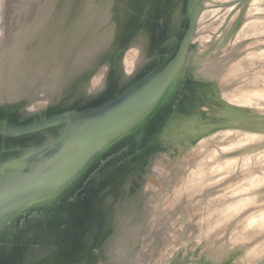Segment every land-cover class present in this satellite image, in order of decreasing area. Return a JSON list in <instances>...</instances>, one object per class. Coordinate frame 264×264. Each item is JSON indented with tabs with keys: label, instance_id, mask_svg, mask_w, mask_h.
Wrapping results in <instances>:
<instances>
[{
	"label": "rangeland",
	"instance_id": "374dc122",
	"mask_svg": "<svg viewBox=\"0 0 264 264\" xmlns=\"http://www.w3.org/2000/svg\"><path fill=\"white\" fill-rule=\"evenodd\" d=\"M10 1L0 0V37L7 35L0 42V168L5 148L21 151L33 142L60 139L99 104L164 62L187 28L191 10L199 7L190 74L180 79L175 104L155 126L131 137L135 148L121 144L98 162L81 188L33 205L47 206L44 212L51 208L59 228L80 222L74 241L95 257L76 264H151L148 257L157 249L168 251L165 264H264V0L243 6L241 0H63L57 6L39 0L27 16L33 23L11 36ZM28 1L33 0L20 4L26 7ZM169 9L165 31L170 35L162 43L161 24L155 27ZM44 111L52 115L42 130L48 131L17 129ZM118 158L124 162L116 164ZM98 167L110 175L97 172ZM113 175L121 178L128 203L109 189ZM171 189L182 195L169 207L177 202L186 207L194 198L199 213L178 219L173 208L167 209V223L159 227L155 200ZM75 199L90 208L69 216L70 211L61 212L65 201ZM103 201L108 208L98 217ZM18 217L7 220L9 230L17 229ZM94 222H100V231L91 236L85 229ZM81 252L84 257L87 251Z\"/></svg>",
	"mask_w": 264,
	"mask_h": 264
},
{
	"label": "bare ground",
	"instance_id": "6f19581e",
	"mask_svg": "<svg viewBox=\"0 0 264 264\" xmlns=\"http://www.w3.org/2000/svg\"><path fill=\"white\" fill-rule=\"evenodd\" d=\"M61 1H63V0H51L50 1V4L51 5H56V3L58 4ZM20 2L23 4L22 0H20ZM20 2H17L16 0H11L10 1V8L11 9H10V12H9L10 13V15H9V19H10L9 23H10V25H12L11 26L12 29H9L8 28V32H9L10 36H11V34H14L13 31H15V30H18L19 29V31H21V32H23V31L26 30V28L28 27V25L30 23V22H28V18H27L28 13H29V10L32 9V8H34L35 6H37L40 1L39 0L28 1L27 4H26V7H24V5H22V4H20ZM16 6L19 9H17ZM15 9H17V11H18L17 14L15 12ZM35 10L37 11L38 8H35ZM38 11H40V9ZM2 18H3V16H2V14H0V21H2ZM33 20H34V18H33ZM31 23H33V22H31ZM34 23H36V22H34ZM0 24H2V23L0 22ZM3 33H2V36H1L3 38L0 37L1 38L0 39V42H2V40H5V38L7 37L6 33H5L4 36H3ZM30 35H31V33H30ZM52 55H54V54H52ZM15 59H17V58H15ZM11 60H12V58H11ZM15 61H17V60H15ZM5 69H7V68H5ZM160 77H162V76H160ZM10 78H11V76H10ZM127 90L128 89H125L123 92H125ZM124 94H126V92ZM121 95H119L118 97L111 98L107 102H104V103L99 104L97 106V108L94 110V111H97V110H100V109L101 110L104 109L102 112L104 113V115H106L108 112L111 113V112H113V109L115 110L118 107V110L119 111L118 110L117 111L121 113V117L124 116V115H126V116L129 115L127 118L125 117L124 119L121 118L120 120H117L116 121L117 125H113V126L111 125V126H109L108 128L113 127L109 131L105 128L104 130L105 131H108L107 133H109V132L119 133V132H122L124 130L129 129V127L132 126V124H134V122H137L138 119H143L144 118L143 116L147 112L149 113V115L147 117L148 119L151 118V117H153V114H155L153 112V111H155V109H152L153 108V105H151L150 106L151 108H150V107L147 106V104L141 105V107L139 109L140 111L139 110H134L132 113L123 112L122 108H124V107L127 106V103L124 101V100H126L125 98L122 99L121 101H119L115 106H113L110 109V111H108L107 113L104 112L106 110L105 109L106 106H108V105L116 102V100L119 97H121ZM128 97H130V95ZM117 111L110 114V116H111V117H109L110 120H111L110 123H113ZM160 113H162V112H159L157 115H155V117H153L154 120H152V121H151V119L148 120L146 118L147 121L146 120L145 121L147 123L145 122L143 124L142 128H140L138 130H135L134 132H132L130 134H126L122 138H120L115 143V145L110 148L111 150L107 154L101 156L102 158L98 162L105 161L107 155L111 154L114 151V149L117 148L118 146H121V144L122 145H124V144L125 145H128V149H129V147L135 148L136 145L135 144H131V137L134 136L136 133H138V135H139V132H140V135L142 133L147 132L148 131V128H150V126L153 123L154 124L156 123V117L158 115H160ZM46 117H47V120H48V124H46V125L39 126V125H37L35 123V120H32V121L26 123L25 125L22 126V124H21V125L18 126V128L17 127L16 128L20 132H22L23 134L31 133L32 131H34L36 129L38 130L37 134L43 133L45 131H48V129H46L44 131H42V130L45 129L49 125V123L52 121L51 120L52 119L51 118L52 115H50L48 113V114H46ZM9 122L12 125V124L16 123L17 121H15V122L12 123L9 120ZM152 131H154V130H151L150 129L148 135L145 136V137L148 138V136L152 133ZM58 140L56 139L55 141L43 143V144L38 145V146H37L36 143L33 142L31 145L29 144L30 146L27 145L26 148L21 149V151H18L15 147L8 148L7 151H6V148H5L4 150L1 151V155L4 156L5 158H4V161H3V165L0 168V180H1V182H0V184H1L0 185V190L3 189V188H5L8 184L10 185L12 182L17 181L16 182L17 184L15 185V190L12 189V191H10V193H9V195H10L9 198L6 199V201H9L8 202L9 204H12V203L18 201V196H19V199H20V197L22 195L28 193V192L22 193V194H21V192L19 193V189L22 187V179H23L22 176L25 173V170H27L26 168H24L26 166L22 167V165L27 164V167L28 166H31V170L28 171L29 172L28 173L29 176L30 175H35V177L38 176L39 175V172H40L39 170L41 169V167H43L41 165L42 164V160H41V158H39V162H38V159L35 157V155L32 156L33 155L32 153L34 151H38V149H45L47 147L50 148V145H52V146L55 145L54 142H56ZM28 141H25V142L30 143ZM17 142H19V141H17ZM17 142H15V143H17ZM95 142H96V140H95ZM129 151H131V150H129ZM124 152H126V151H124ZM119 154H120V152H119ZM79 156L76 155V157H73V159H71L72 162H73L74 159L76 161H78L79 160ZM57 158L58 157L54 158L50 162V164L51 163H52V165L56 164L57 161H58ZM127 158H129V157H127ZM113 159H117V158H113ZM119 159H121V161L124 162L123 159H125V158H118V160L115 161L116 164L119 161ZM110 160H112V159H110ZM110 160H108V161H110ZM66 164L70 166L71 163H69L68 160L67 161L64 160L63 162H60V165L59 166L60 167H65ZM94 166H92L88 171H86V174L82 178H80L79 181H77L75 183L69 184L63 191H65V190H74L75 188H79V187L81 188L83 186V184H84V180L86 179L88 173H90V171H92V169H93ZM46 168L47 167H45L44 169H46ZM105 169L106 168H104V170ZM114 170H116V171H114V173H116L117 172V169H114ZM52 171L53 170L50 168L49 169V175H50L49 177L52 176V174H51ZM96 171L101 173L103 171V167H98ZM107 171H108V169H107ZM107 171H105L106 173L103 171L104 173L102 172L101 174H107L106 176H109L110 175L109 174L110 172L109 171L107 172ZM132 173L130 174V172H129V174H128L127 177H130L132 175ZM135 173H137V172L135 171ZM5 177L7 178V180L6 181L4 180V182H2L3 181L2 179H6ZM110 179H111V186L109 187V189L111 190L112 194L114 196H117L119 194H122L121 197H123V198L125 197L126 198V196H128V195L127 194H124V191L121 190L125 186H121V184L117 181V180H119L121 178L116 177V175H115L114 177H111ZM51 180H53V178H49V181H51ZM124 181H125L124 182V185H126L129 182L128 180H125V179H124ZM61 193H63V192L61 191L60 194ZM69 193H68V195H69ZM146 193H147L146 194V198L148 200H150V198H148V196H147V195H151V193H150V191L148 189H147ZM181 195H182V190H180V189H175V190L173 189L172 190L171 189V190H168L166 192L165 196L162 194L161 197H157V199L155 200V202H156V205H155L156 211H155V213L157 214V217L156 218H160V221H158L157 224H156L157 226L160 227V226L164 225L165 223H167V220H168L167 217H166L167 209L173 208L174 209L173 210V213L174 212L176 213V218H178V219H183L186 216H188V217L190 216V218L192 219V218H194L199 213V207H198L199 205H197L196 201H193L194 198L192 200V203L190 205H187L186 207L185 206L182 207L180 205H176L178 202L174 205V207H169L168 206L169 204H172V198L173 197L176 199V201H178L179 198L181 197ZM54 197H56V196H54ZM54 197H52V198H54ZM52 198H50V199H52ZM137 199L138 198H136V201L134 202V204L131 205L132 208H137V207H134L137 204ZM78 201L80 202V199H75L73 201H68V200L65 201L66 202L64 204L65 207L64 208H61V212H66L67 210L70 211V213L68 214V216L71 213L75 212V211L77 212V210H80L83 207V205L81 206V204L76 203ZM125 201H126V199H125ZM127 201H128V199H127ZM121 202H123V199L121 200ZM164 203H166V206H163ZM1 204H3V203L0 201V205ZM100 204L101 205L98 206L97 209H96V211H95V212H97V216L98 217H100V214L103 215V212H105V208H108V205L104 201L101 202ZM123 204H122V207H123ZM33 205H34V203L31 204V205H29L30 209L28 210V213H26L24 215H19V217H18L17 215L20 214L22 212L21 211L17 215H15L16 217H18V220H17L18 222L16 223V227H17L16 230H14V231L9 230V226L7 225L6 222H7V220H9L10 217H8V218L2 220V222H0V250H1L0 251V264H44V262H46V264H49V263H51V260H48V259L51 258V256L54 254V251H57V252H62L63 251V253H67L69 251H83V253H84V251H87L86 252V255L84 254V257L85 258L83 256H80L79 255L80 253L79 254L77 253L78 254L77 256L80 259L85 260L86 262L89 259L91 261V257H95V255H94L95 252H93V251L91 252V250H86L87 248L84 245H81V244L78 247L77 240L74 241L76 239V236L75 235L82 231V227H80L81 224H79L80 222L78 224L74 222L75 225L69 224V226H66L63 223L61 225V227L59 228V225H60L61 222L58 225V222H57L58 220L57 219L54 220V217H51V215L49 214L51 208H47L48 211H45L44 212L43 210L46 209L47 206H45V207H33ZM152 205H154V204H152V201H150V206H152ZM85 206H86L85 208L83 207L84 208L83 209L84 211H86L88 208H90V205H85ZM26 208H28V206ZM113 213H114V211H113ZM109 214H111V213H109ZM110 216L111 215H109L108 217H110ZM95 217H96V215H95ZM137 220H138V222L140 221V219H137ZM110 222H112V220ZM95 223L96 222H94V224L91 223L90 226H88L85 229V230H87L85 232H87L88 235H91L92 236V234H94L96 236V234H98V232L100 231L99 230L100 229V225H101L100 222L98 224H95ZM182 227H183V225H182ZM182 227L180 225V228H182ZM56 228H59L58 229V232H60V233L57 234V236H56V234H54V231H56ZM68 230L72 234L71 233L65 234ZM62 236H63V238H62ZM147 239L149 240V243L148 244L145 243V244L151 246V244H150V239L151 238L148 237ZM62 240H64V241L61 242ZM154 246H156V244ZM146 251H147V249H146ZM153 253L154 254H152V256H149L148 257V260H149V262H151V264H165V262L167 261V257L169 255L168 251H160V250L157 249L156 251L154 250ZM81 254H82V252H81ZM193 254H194V252H193ZM144 257H145V255H144ZM140 259H139V261H140ZM99 264H104V262L103 263L100 262Z\"/></svg>",
	"mask_w": 264,
	"mask_h": 264
},
{
	"label": "water",
	"instance_id": "95a60500",
	"mask_svg": "<svg viewBox=\"0 0 264 264\" xmlns=\"http://www.w3.org/2000/svg\"><path fill=\"white\" fill-rule=\"evenodd\" d=\"M250 1L252 0H241L240 6H243ZM191 2L192 0H190V3ZM185 3L186 0L184 1V4ZM198 10L199 7L197 6L191 10V13L188 16V26L184 29V33H182V37L178 41L174 52L170 53L164 62L150 67L146 74L138 78L131 86H129V88H127L128 90L125 91L126 94L123 92L124 95L122 94L123 96L121 95L116 102L106 106L104 112L107 113L110 111L113 106L124 98L126 99L124 101L127 103V106L122 108L123 112L132 113L134 110H139L141 105L147 104L148 107L153 105L152 109H155V111H153L155 113L153 114V117L159 112H163L164 114L171 105L175 104V101L178 98L176 95L178 94L176 87H178V84L181 81L180 79L188 76V73L190 74L191 67L189 66L188 68V58L193 53V50L190 47V39L194 33ZM129 95L130 97H128ZM103 110L104 109L94 111L86 118L77 122L64 134L63 137L54 142L55 145H50V148L38 149V151L32 153V156L35 155L38 162L39 158H41V165L43 167L39 170V175L35 177V175L29 176L28 174V171L31 170V166L27 167V164L22 165V167L26 166L24 168L27 170H25V173L22 176V187L19 189V193H28L22 195L20 199L18 196V201L12 204H9V201H6L10 196V191H12V189L15 190L17 181L12 182L10 185L8 184L5 188L0 190V201L3 203L0 205V222L8 217L17 215L20 211L33 203L45 201L57 196L69 184L79 181V179L86 174V171L94 166L102 158V155L107 154L111 150L110 148L114 146L120 138L142 128L149 115L147 112L148 114L146 113L143 116L144 118L142 117L143 119H138L137 122H134V124H132L127 130L119 133H107L113 128H108L109 126L117 125V120H120L121 118L124 119L125 117L127 118L129 115L121 117V113L118 112L119 110L117 107L115 110L113 109V112L118 111L113 123H110L111 120L109 117H111L110 114L113 112H108L104 115L102 112ZM73 111L74 109L72 111H67V115L71 116ZM45 114L44 111L42 114L35 115V123L37 125L43 126L48 124ZM153 117L147 119H151L152 121L154 120ZM158 119H160V115L156 117V122L159 121ZM105 128L108 131H105ZM76 155H80L79 160L76 161L74 159L72 162L71 159L76 157ZM56 157H58L57 159L59 162L57 161L54 165H52V163L50 164V162ZM64 160H68V162L71 163L70 166L66 164L65 167H60V162H63ZM45 167L47 168L44 169ZM50 168L53 170L51 177H49ZM136 177L138 178L140 176ZM49 178H53V180L49 181ZM77 253H81V251H69L67 253H63V251H54V254L48 259L51 260V263L49 264H76V262L80 260ZM44 264H46V262H44Z\"/></svg>",
	"mask_w": 264,
	"mask_h": 264
},
{
	"label": "flooded vegetation",
	"instance_id": "af4514ba",
	"mask_svg": "<svg viewBox=\"0 0 264 264\" xmlns=\"http://www.w3.org/2000/svg\"><path fill=\"white\" fill-rule=\"evenodd\" d=\"M148 2V1H147ZM169 11H170V9L168 10V12H167V14H166V16H164V18H162L161 20H159V22H158V25L156 26V24H154V25H152V27L153 26H156L155 28H157L160 24H161V26H160V28H159V30H160V32H163L164 31V35H162L161 37H162V43L164 42V38H166L167 36H169L170 35V33H169V31H165L166 29H165V27H166V24H167V19H168V13H169ZM147 15V14H146ZM144 20V19H143ZM147 23V21L145 22V24ZM155 28H153V29H155ZM140 30H149L150 31V29H146V27H140ZM155 30H153V32H154ZM151 32V31H150ZM152 33V32H151Z\"/></svg>",
	"mask_w": 264,
	"mask_h": 264
}]
</instances>
